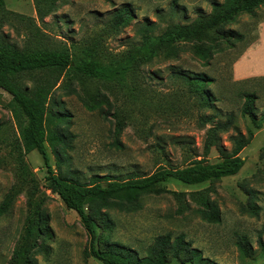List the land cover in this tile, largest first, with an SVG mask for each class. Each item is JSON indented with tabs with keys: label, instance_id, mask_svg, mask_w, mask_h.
I'll list each match as a JSON object with an SVG mask.
<instances>
[{
	"label": "rangeland",
	"instance_id": "374dc122",
	"mask_svg": "<svg viewBox=\"0 0 264 264\" xmlns=\"http://www.w3.org/2000/svg\"><path fill=\"white\" fill-rule=\"evenodd\" d=\"M222 1L5 0L0 43L18 50L68 47L75 56L118 59L146 37L188 25ZM255 10L254 16L243 12L213 28L209 40L175 41L125 82L64 73L50 89L47 107L51 130H57L54 147L46 143L50 164L59 176L79 183L93 175L144 176L195 158L214 162L231 153L230 138L238 132L247 139L240 152L244 164L233 176L200 185L170 180L166 191L143 193L132 203L94 202L87 211L101 247L118 245L143 259L155 250L158 237L171 246L181 238L189 251H182L180 260L193 248L200 264H264V121H259L264 74L233 77L234 62L264 26V5ZM221 28L233 37L220 35ZM189 72L212 81L196 92L182 77ZM33 77L22 76L19 85L30 89ZM250 92L255 121L242 111ZM9 102L10 95L0 90V264L8 263L34 209L43 231L30 264H102L86 252L88 235L78 215L51 191L39 153L24 152ZM194 192L202 193L192 197ZM241 238L246 253L237 245ZM168 259L176 261L172 253Z\"/></svg>",
	"mask_w": 264,
	"mask_h": 264
},
{
	"label": "trees",
	"instance_id": "16d2710c",
	"mask_svg": "<svg viewBox=\"0 0 264 264\" xmlns=\"http://www.w3.org/2000/svg\"><path fill=\"white\" fill-rule=\"evenodd\" d=\"M262 5H264V0H223L214 5L208 15L200 16L188 25H172L159 36H148L140 47L112 60L75 56L68 47L18 50L13 46L0 43V90L10 95V110L17 126L22 148L25 153L32 150L39 153L46 168L51 191L61 199L66 208L78 215L88 235L86 252L102 264H200L198 251L193 248L190 250L189 258L180 260L181 252L189 251L181 238H178L171 246L167 239L158 237L155 250L143 259H138L135 252L118 245L103 248L98 242L94 218L87 208L97 201L116 199L132 203L143 193L160 194L166 191L164 184L170 180L186 185H200L233 176L244 164L240 152L246 145L247 139L243 133L238 132L230 138L231 153L214 162L204 158H195L180 167L158 166L153 172L144 176L114 179L109 174L93 175L90 182L79 183L59 176L50 164L46 143L54 147L53 138L57 134V130H51L53 115L48 112L47 107L50 89L64 73L81 74L101 81L125 82L129 76L134 75L137 67L148 62L159 51L170 49L175 41L190 38L199 41L209 40L213 28L233 21L243 12L254 16L257 13L255 9ZM4 8L5 0H0V11ZM130 13L128 8L124 10L125 19L130 17ZM219 34L227 38L233 37V31L223 28ZM236 35L240 38L239 34ZM25 75L34 76V84L30 89L19 85V78ZM182 77L188 79L196 92H202L204 84L212 81L203 73L189 72ZM244 97L242 111L248 113L255 121L252 113L255 96L250 92ZM259 121H264V112L259 117ZM119 131L120 124L117 125L115 132ZM172 193L177 197L183 194L175 191ZM198 193L202 192H194L190 195L194 197ZM202 203L207 206V199L202 200ZM42 231L38 211L34 209L28 214L22 233L14 244L7 264H30L29 254L37 246V239ZM237 245L241 252L243 250L246 253L247 246L242 238ZM260 246L264 251V242H260ZM169 253H172L175 262L168 259Z\"/></svg>",
	"mask_w": 264,
	"mask_h": 264
},
{
	"label": "crops",
	"instance_id": "0c3cea01",
	"mask_svg": "<svg viewBox=\"0 0 264 264\" xmlns=\"http://www.w3.org/2000/svg\"><path fill=\"white\" fill-rule=\"evenodd\" d=\"M264 74V26L253 45L247 47L233 64V77L245 79Z\"/></svg>",
	"mask_w": 264,
	"mask_h": 264
}]
</instances>
